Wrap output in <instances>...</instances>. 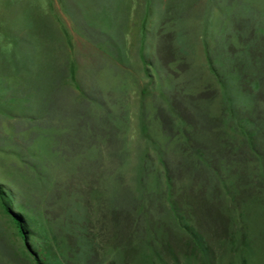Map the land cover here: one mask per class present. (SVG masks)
Instances as JSON below:
<instances>
[{
	"label": "rangeland",
	"instance_id": "1",
	"mask_svg": "<svg viewBox=\"0 0 264 264\" xmlns=\"http://www.w3.org/2000/svg\"><path fill=\"white\" fill-rule=\"evenodd\" d=\"M262 30L264 0H0V182L16 174L14 191L22 202L32 201L37 214L45 210L47 222L64 220L71 208L76 212L61 193L81 194L86 219L70 220L69 230L57 234L74 248L71 264H112L118 247L128 255L125 264H142L137 249L129 250L131 237L140 248L147 236L145 216L135 221L131 214L144 204L135 193L141 181L149 191L146 202L167 227L160 253L167 264H185L193 246L168 218V168L179 210L204 236L214 264H243V257L264 264V91L256 92V106L251 100L250 113L257 112L251 118L263 122L255 152L249 145L223 151L215 135L224 136L218 119L230 118L221 126L230 145L247 141L235 124L250 113L241 106L240 117L231 113L234 109L225 115L234 82L225 89L212 72L223 70L214 61L224 50L238 52L242 60L250 46L258 52L257 46H264ZM243 85L251 91L247 82ZM75 122L85 129L79 132L82 141L103 148L86 155L87 169L80 173L79 154L65 146L75 134L72 128L78 129ZM90 124L98 135L87 134ZM187 133L192 147L207 149L219 183L203 165L193 164V152L177 151ZM57 145L77 170L74 190L69 168H43L57 166ZM142 164L144 179L138 172ZM31 165L50 178L61 175L58 199L49 196L48 187L20 176H30L25 172ZM237 189L241 196L235 200ZM113 200L119 203L114 211ZM245 204L250 227L246 218L231 214ZM238 231L247 232L248 239ZM86 240L94 254L81 261ZM251 240L252 254L246 244Z\"/></svg>",
	"mask_w": 264,
	"mask_h": 264
},
{
	"label": "trees",
	"instance_id": "2",
	"mask_svg": "<svg viewBox=\"0 0 264 264\" xmlns=\"http://www.w3.org/2000/svg\"><path fill=\"white\" fill-rule=\"evenodd\" d=\"M149 5V4H148ZM148 10L146 9V12ZM149 13L147 12L144 15V20L149 17ZM146 21V20H145ZM146 23V22H145ZM264 33V30H262ZM225 47V46H224ZM257 48H260L258 52H254L250 48H247V54L244 57V60H242L239 57L238 52H230L227 50H224V53L216 59V64L223 69L222 71L214 70L212 69V72L216 75L219 83L223 88H228V81L230 80V83L234 82L232 86L229 88H232V106L229 110H226L225 115L234 109L231 113L234 114L235 118L240 117V110L245 112V108L241 109V106L249 108V113L251 112V100L254 99V105L255 101L257 103V97L258 95L256 92L260 91L259 93H263L264 91V46H257ZM242 53V52H241ZM226 56V57H224ZM208 59L210 61V64H212L210 53L208 54ZM245 71V72H244ZM244 72V73H243ZM246 73L248 75H246ZM247 78V79H246ZM251 78V79H250ZM251 86V91L246 88L243 84L246 83ZM229 83V84H230ZM262 95V94H259ZM231 113L229 112L230 116ZM257 114V112H254ZM250 113L249 116H245L241 119H239L236 122V127L238 129H241L242 131V137L246 138V142H238L236 139L233 143L229 145L230 141V135L226 134L228 132L224 131V128L221 126L226 125V123L229 121L224 117L221 116L218 119L217 125L220 127V130L222 133H224V136L222 134L215 133L217 135V145L219 148L223 151L229 149L232 152L233 151H240L241 148H244L245 146L249 145L251 150L255 152L258 143L256 138L259 136L258 133L260 131V125L263 124L262 120H259V116L255 119L254 117L251 118ZM79 122V121H78ZM78 122H75V125H78L77 128H72L73 131H75V134H71V136L68 137V140H66V148H68L69 151H73L77 154H79L78 163H80L79 167L77 169L78 172H82L83 170L87 169V166H85L83 163L84 158L86 155L95 152L103 150V148L99 145L89 144L88 142L90 139H87V142L82 141L80 136V131L85 130L82 125L78 124ZM182 125L189 126L185 120H180ZM262 123V124H260ZM259 125V126H258ZM193 130L195 127L190 126ZM89 130H87V134L93 133V135H98L97 129L93 127L91 124L88 125ZM235 129V127H233ZM263 129V128H262ZM46 133V130H42L40 132ZM58 135V134H57ZM76 135V137L74 136ZM74 136V138H72ZM44 137V136H41ZM39 137V138H41ZM107 137V136H106ZM184 137V138H183ZM234 137H236L234 135ZM232 136V138H234ZM182 138L185 140L184 147H179V150L181 153H186L187 149H189L191 152L194 153V155L197 157V161H193V164H201L203 165L207 170L212 172V177L216 178L218 183L220 182L221 176L212 171V166L209 163V157L206 156V150L207 149H200L192 147L190 144L193 141L190 134H183ZM60 139V138H59ZM110 141V139H109ZM187 144V145H186ZM197 142L195 143V145ZM84 145H87L84 146ZM248 147V146H247ZM105 149V148H104ZM221 152V151H220ZM56 154V165L52 168L50 166L47 167V164H44L43 168L45 169H57L59 166V169H70V177L69 180L71 181V188L74 190L76 188V185L73 184V180L75 179L74 174L77 170L75 169V166H73L72 160L67 159V154L64 152L63 148L57 145V150L55 151ZM69 158V157H68ZM81 159V160H80ZM163 165H166L165 162H162ZM62 165V168H60ZM25 166V165H24ZM167 167V165H166ZM35 165H31L26 169V173L30 174L28 175H20L24 180L28 179L29 184L33 183L34 185L45 187L43 189H48L49 196L51 198L58 199V195L60 191L62 190L60 176H57L55 179L50 178V175H45L44 173L36 170ZM147 168H145L144 164H142L139 168V175L140 178H145ZM10 174V173H9ZM167 189L169 190V213L168 218L171 219V222L173 223V220L175 223L180 227V230L182 234H187L190 242V247L193 246V249L190 248L189 257H186L185 264H214L216 263V259L213 256V253L211 251V248L208 246L207 241L205 240L204 236L200 233V231L197 230V228L192 224L191 220L187 218V216L184 214V211L179 210V201L175 198L174 194L176 192V187L174 185V180L171 177L170 171L167 168ZM16 174H10L9 179H4V183L0 182V258L5 262V264H71L70 262L73 261V256L71 254L73 253V247H71L68 244V241L66 240L67 237L64 239H60L57 234L60 232L65 231V229L69 230V227H71L72 223L69 222L70 220L74 221H83V218L86 217L85 214V207L86 203L84 202L81 194H79L76 190H74L75 194H68L66 191L65 193H61L60 196H64L67 198L69 205H72L73 207L77 208L76 212L71 208L72 211L69 212V215L64 218V220H59L57 222H47L48 220V214L46 211H42L41 213L37 214L35 212L34 204L32 201L28 200L25 203L20 200L19 195L14 191V179ZM87 180V177L84 178ZM157 184L160 182V177L156 176L154 178ZM139 181V180H138ZM159 181V182H158ZM214 182V181H212ZM233 183V182H232ZM235 186V184H232ZM84 186H86V183H83ZM143 182H138L137 188H135V193L137 200L139 202H143V207L139 212L135 211L131 213L133 215V218L135 221L140 216H145L146 223H147V236L146 238L140 242V248H137V238L131 237V240H129V245H133L132 250L134 247L137 249V256L138 260L143 262L142 264H158L159 261L162 262V264H167V262L164 260V256L162 253H160V250L164 248L165 246L162 243V238L165 236L162 231L166 229L167 227H164V221L160 217L158 213V209H156L153 206H150L146 201H148V198H145L148 196L149 191H145L143 188L144 185ZM76 191V192H75ZM181 191V190H180ZM59 192V193H58ZM214 193L216 191H213ZM240 191L237 189L235 196L232 197V199H235L238 196H241ZM21 195V193H20ZM99 193H97L96 197H98ZM146 195V196H145ZM48 196V197H49ZM47 197V198H48ZM146 203V205H145ZM119 203L116 200H113L111 210L114 211V209H117V205ZM70 208V207H69ZM230 211V210H229ZM231 212L232 215L236 216L239 220V218H246L244 223H249V207L247 204L243 206V208L238 212ZM236 213V215H235ZM238 214L240 216H238ZM71 218H68L70 217ZM234 216H232V222L234 221ZM254 216V215H252ZM66 219V220H65ZM86 219V218H84ZM173 219V220H172ZM47 223H46V222ZM191 222V223H190ZM52 225V226H50ZM264 227V226H263ZM133 234L137 236L138 231L134 230ZM242 236L243 239H248V233H242L241 231L237 232V236ZM65 236V235H64ZM186 236V237H187ZM8 239V242L6 240ZM130 239V238H129ZM85 241V240H84ZM246 242V241H245ZM10 245H9V244ZM252 243L254 244V240H251V242H246V244L249 246L251 250V254L253 252L252 250ZM139 247V246H138ZM158 248V249H157ZM83 253L81 254L82 260H87L91 255L94 254V247L92 245V242H87L85 247H82ZM246 251V250H245ZM114 256L116 259L112 260V264H125V258L128 257L126 253H124V250L122 248H117L113 251ZM245 253V252H244ZM198 254L201 255L202 258L198 257ZM246 255H250L249 251L247 250ZM242 260L243 264H249V260L245 259ZM75 261V260H74ZM2 262V261H1ZM3 262V263H4ZM87 264V263H86ZM104 264V263H103Z\"/></svg>",
	"mask_w": 264,
	"mask_h": 264
}]
</instances>
